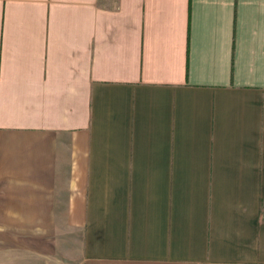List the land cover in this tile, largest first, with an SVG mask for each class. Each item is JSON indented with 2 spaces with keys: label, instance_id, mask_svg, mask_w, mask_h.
Returning <instances> with one entry per match:
<instances>
[{
  "label": "crops",
  "instance_id": "1",
  "mask_svg": "<svg viewBox=\"0 0 264 264\" xmlns=\"http://www.w3.org/2000/svg\"><path fill=\"white\" fill-rule=\"evenodd\" d=\"M0 264H264V0H0Z\"/></svg>",
  "mask_w": 264,
  "mask_h": 264
}]
</instances>
